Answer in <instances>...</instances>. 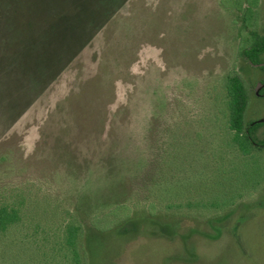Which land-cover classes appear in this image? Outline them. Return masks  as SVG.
Returning a JSON list of instances; mask_svg holds the SVG:
<instances>
[{
	"label": "rangeland",
	"instance_id": "rangeland-1",
	"mask_svg": "<svg viewBox=\"0 0 264 264\" xmlns=\"http://www.w3.org/2000/svg\"><path fill=\"white\" fill-rule=\"evenodd\" d=\"M238 45L222 0H0V205L21 214L0 264H50L69 214L150 205L181 228L133 220L103 264H264V145L240 154L223 88L239 73L247 122L264 121V68Z\"/></svg>",
	"mask_w": 264,
	"mask_h": 264
},
{
	"label": "trees",
	"instance_id": "trees-1",
	"mask_svg": "<svg viewBox=\"0 0 264 264\" xmlns=\"http://www.w3.org/2000/svg\"><path fill=\"white\" fill-rule=\"evenodd\" d=\"M233 8L238 15V52L250 65L264 68L261 55L264 53V33L258 29V7L260 0H222ZM223 88L227 98V123L232 132V141L243 156L253 155L259 146L264 145L263 139L255 135L264 121L247 122L245 111L248 104V86L237 72L226 74ZM182 204H170L171 208L181 209ZM127 214L124 219H111L104 225L96 223L87 224L77 219L75 214H69L66 221L61 224L57 233V240L46 251V260L50 264H103L113 263L115 256L110 255L111 250L120 249L118 238L128 235L126 225L133 220H140L143 225L149 224L154 230L156 227L171 228L177 232L181 228L183 219L167 213H158L153 205L146 209ZM114 213V212H111ZM218 217V216H217ZM21 221L20 210L8 205H0V236L9 227ZM198 221V220H197ZM210 218L206 222H195V231L210 234L204 230V224L213 226ZM209 222V223H208ZM141 224L140 227L143 225ZM202 224V225H201ZM205 225V226H206ZM142 229V228H140ZM192 231V229H190ZM111 256V257H110ZM106 264V263H105Z\"/></svg>",
	"mask_w": 264,
	"mask_h": 264
},
{
	"label": "crops",
	"instance_id": "crops-1",
	"mask_svg": "<svg viewBox=\"0 0 264 264\" xmlns=\"http://www.w3.org/2000/svg\"><path fill=\"white\" fill-rule=\"evenodd\" d=\"M245 117H246V111H245Z\"/></svg>",
	"mask_w": 264,
	"mask_h": 264
}]
</instances>
